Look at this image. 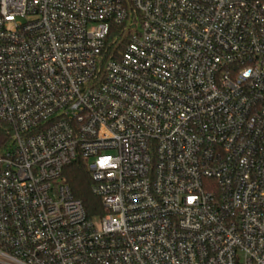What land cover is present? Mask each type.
Instances as JSON below:
<instances>
[{
  "label": "built area",
  "instance_id": "built-area-1",
  "mask_svg": "<svg viewBox=\"0 0 264 264\" xmlns=\"http://www.w3.org/2000/svg\"><path fill=\"white\" fill-rule=\"evenodd\" d=\"M0 264H264V0H0Z\"/></svg>",
  "mask_w": 264,
  "mask_h": 264
},
{
  "label": "trees",
  "instance_id": "trees-1",
  "mask_svg": "<svg viewBox=\"0 0 264 264\" xmlns=\"http://www.w3.org/2000/svg\"><path fill=\"white\" fill-rule=\"evenodd\" d=\"M63 176L75 197L79 198L90 216L103 212L99 197L92 191V179L84 160L79 159L65 167Z\"/></svg>",
  "mask_w": 264,
  "mask_h": 264
},
{
  "label": "rangeland",
  "instance_id": "rangeland-1",
  "mask_svg": "<svg viewBox=\"0 0 264 264\" xmlns=\"http://www.w3.org/2000/svg\"><path fill=\"white\" fill-rule=\"evenodd\" d=\"M127 32H128V31H127ZM127 32H126V33H127Z\"/></svg>",
  "mask_w": 264,
  "mask_h": 264
}]
</instances>
